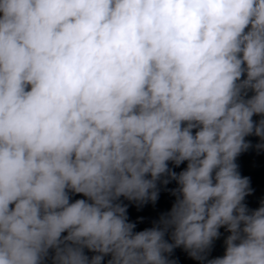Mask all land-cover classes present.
Wrapping results in <instances>:
<instances>
[{
  "label": "clouds",
  "instance_id": "1",
  "mask_svg": "<svg viewBox=\"0 0 264 264\" xmlns=\"http://www.w3.org/2000/svg\"><path fill=\"white\" fill-rule=\"evenodd\" d=\"M0 13V264H41L50 248L55 264H168L180 245L199 259L225 225L208 264H264V206L248 213L234 162L246 135L264 138L251 119L264 0H0ZM169 160L189 161L171 173L182 199L162 229L134 234L113 202L155 201ZM69 188L92 203L70 204Z\"/></svg>",
  "mask_w": 264,
  "mask_h": 264
}]
</instances>
